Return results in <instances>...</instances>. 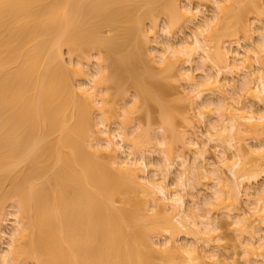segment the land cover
I'll list each match as a JSON object with an SVG mask.
<instances>
[{
	"label": "bare ground",
	"instance_id": "6f19581e",
	"mask_svg": "<svg viewBox=\"0 0 264 264\" xmlns=\"http://www.w3.org/2000/svg\"><path fill=\"white\" fill-rule=\"evenodd\" d=\"M199 1H213L214 14L194 23L193 42L180 41L179 48L171 39L163 47L156 42L160 48L149 56L160 74L178 73L187 84L191 110L201 121L207 118L201 122L204 132L193 130L188 139L178 135L193 155L189 162L174 154L177 126L162 99L168 87L150 67L139 74L144 61L137 41L155 40L143 24L151 22L154 31L160 15L168 21L167 36L178 20L193 24L201 4L195 11L180 8L179 0H0V217L10 202L14 219L1 264H153L156 254L163 264L175 255L176 264H218L222 246L211 234L219 228L214 218L219 211L230 217L226 225L236 231L245 263L264 264V187L255 194L245 189L264 177L263 0ZM247 20L260 25L262 40L241 53L227 45L242 28L245 34L255 28ZM128 46L139 52L131 49L116 59L118 49ZM94 51L98 69L72 83L71 72L88 75L81 63L73 66L72 56L89 58ZM193 62L200 64L201 82L184 69ZM124 71L138 96L113 133L108 84L122 90ZM153 103L160 108L163 128L157 143L163 158L150 176L143 148L153 138L143 129L123 127L141 104L151 110ZM94 114L100 122L93 124ZM189 123L185 120L192 127ZM94 125L103 131L95 135ZM178 160L171 186L166 181ZM210 178L207 211L199 210V193L191 194L186 209L181 190ZM1 219L0 228L7 221ZM152 235L166 240L155 243ZM181 236L192 239L182 244Z\"/></svg>",
	"mask_w": 264,
	"mask_h": 264
},
{
	"label": "rangeland",
	"instance_id": "374dc122",
	"mask_svg": "<svg viewBox=\"0 0 264 264\" xmlns=\"http://www.w3.org/2000/svg\"><path fill=\"white\" fill-rule=\"evenodd\" d=\"M204 1H206V0H204ZM210 2H213V1H210ZM210 2H209V4H207L206 2H202V1H199V0H193L192 2H190L189 0H179L178 3L180 4V8H184L186 6L187 7L189 6L190 8H192V7L195 8L194 9L195 11H196V8H199L197 6H199V4H201L200 8H199L198 16H197L198 19L195 22H192L193 24H191V25L190 24H186V23L181 22L182 20H178L180 23L178 21H177L178 24L175 22V24H177V25H176V27H174V30H172L173 31L172 32V36H167L168 34H166V32H167L166 30L168 28L167 27V22L168 21L166 20V17H164L165 15H163V16L160 15L157 18L156 22H155L156 24H155L154 31H152V29L150 27L151 22L148 23L149 21L148 22L145 21V24H143L144 25V29L143 30L146 31L148 36L151 35V33L155 34V36H154L155 40H154V38L153 39L151 38L149 41H143L142 39H138V41H137V45H138V48L140 50V55H141V53L143 54L140 57H142V59L144 61V63H143L144 65L142 64L143 66L141 65L142 67H139L138 71L140 73L139 72L138 73L139 74H141V73L145 74L146 73L145 72V67L146 66L150 67L149 69H151L150 71L153 72L152 74L155 75V77L156 76L159 77V80H157L158 79L157 77H156L157 78L156 80L158 82H160L161 84L163 83L164 86L166 85L168 87L169 91H167L168 93H166L165 96L162 99L164 101V104H166V107L168 106L170 108V110H168V111H170L169 115H171V118L175 120V123H174L175 127L177 126V128H175V129H177L178 132L175 130V134H174L175 140H172L174 146H175V141H177L175 148L173 147L174 154L175 155H180V154L184 155L186 158H188L187 159L188 161L190 160L189 162H192V159H193L192 156L193 155H191L192 153L189 152L187 149L183 148L182 143L180 145L179 142H182V141H181V139H180V137L178 135L180 134L185 139H188V136L193 134V130H194V132L201 133L202 130L205 128L204 123L206 122L205 120H207V118L204 121H201L202 117L199 116V113L197 111L194 112L193 110H191V107L189 105L188 100L186 99V94H185V93H188V90H186L187 89L186 88L187 84L185 83V81L181 77H179L177 75L178 73H176V71H174L172 73L169 72V74L165 73V75H163L161 73L163 75L162 76L160 74V71H159L160 69L158 70V66L156 67V65H155L156 63L155 64H154V62L152 63V61H151L149 56H153V55L155 56L154 53H156L158 51V48H160L161 45H164V44L166 45V43L169 42L168 41L169 39H171L169 43L175 44L174 46L177 45L176 48H179L181 46L180 41H182V44H184V41H187L186 43H189V44L192 43L193 42L192 30L194 29V23H195V25H196V23L200 24L204 20V18L205 19H211L212 15L214 14L213 13V9L211 7L212 3L210 4ZM262 4L264 5V0H263ZM194 13H196V12H194ZM252 15H251V17H253ZM251 17L248 16L249 19ZM262 18H264V17H262ZM262 18H261V20H262ZM250 20H247V21L249 22ZM252 20H254V18H252ZM250 22H252V21H250ZM253 22L250 23L249 25L253 24ZM245 23H247V22H245ZM261 23L263 24V28H264V19L261 21ZM247 25H248V23H247ZM245 26H246V24H245ZM253 26H254V24H253ZM254 27L255 28L251 27V29L253 28L252 31L250 29H249L250 31L248 30L249 32L246 31V34H245V30H246L245 27H244V29L242 28L240 30L241 34L239 33L240 35H238L239 38L238 37H237V39L236 38H232L230 40L231 42L233 41L232 43L230 42L232 45L229 44L227 46H230L231 49L238 50L241 53H246L248 51V49H249L251 44H253L254 46L257 45V44H260L259 42L262 40L261 39L262 36L259 33L260 25L257 22H255V26ZM249 28H250V26H249ZM156 42L158 44L160 43V46L158 48L156 47V44H155ZM179 43H180V45H179ZM131 44H133L134 47L137 46L133 42ZM161 47H163V46H161ZM131 49H133V47H131V46L130 47L128 46V48L120 47V49H118V51L116 52V56L115 55L114 56H115V58L118 55L119 56L121 55V57H122V55H124L125 53H127ZM155 49H156V52H155ZM135 50H136V52L137 51L139 52L138 49H135ZM65 53H67V52H65ZM95 53L96 52L94 51V53L91 54V56L89 58H87L85 56H82V55H77V56L74 55V56H72L71 59H73V61H74V63L72 61L73 66L76 67L78 65V63H81V67L83 68V71L85 72V74H88V73L91 74V75H92V73L94 74V70L98 69L97 68L98 67L97 66L98 56H96L97 54H95ZM130 53H131V51H130ZM112 55L113 54H111V56ZM80 56H82V57H80ZM104 56L107 57L105 53H104ZM133 56H134V54H133ZM180 56L181 55H179V57ZM64 58H65L66 63L68 65H70L69 63H70L71 60L69 59V55L64 54ZM116 59H118V57ZM143 61H141V62H143ZM196 63H198V64H196ZM253 64L256 65L255 62ZM199 65H200L199 62H195V63L193 62V65H191V67L186 65L184 67V69L187 72V74L188 73H190V74L193 73L192 75H194V77L197 78V79L195 78L196 81L198 80V82H201L204 79V77H203L204 75H203L202 69H200ZM137 68H138V66H137ZM187 70H189V72ZM89 74L88 75H84V76H80V75H77V74L71 72L70 76H71V79H72V83L76 84L79 81H84V79L87 78L89 76ZM122 77H123V79H122L123 80V84L120 86L122 90L117 91V88L114 87L115 84L114 85L112 84L113 82L108 84V88H109L108 94L110 95V97L108 99L109 102H108V105H107V109H108V114L107 115L110 118L109 119V121H110V130L113 133L115 131H117V129H120L119 127H121L123 125V121H125V117H126L125 113L127 112L128 109L131 108V106H133L132 105L133 100L136 99V97L138 96L137 92L134 90L135 88L131 86L132 84H130V86H129V84L127 82V80H129L128 79L129 78L128 73H125V71H124L122 73ZM126 77H128V78H126ZM144 77H146V75H144ZM122 80H119V81H122ZM236 82L238 84V83H240V80L237 79ZM238 85H237V87L240 88V86H238ZM238 90L240 91L241 89H238ZM153 96H154V98H159L160 97L157 93H153ZM197 103L201 104L200 101H197ZM158 107H159L158 105L153 103L152 107H151V110H150L149 108H146L143 104H141L140 108L138 110H136L135 113H131L130 114V112H129L130 118H128L129 120L127 119V122H126V124L124 125L123 128H126V130L129 131V132H136V131H138L139 128L141 129V130H139L141 132L142 129H143L144 131H148L150 133L149 134V138L150 137L153 138L152 140H151V138L149 140L155 141L156 143L159 142L160 141L159 139H161V137H160L161 136L160 134L162 132L161 128H163V126L161 125V122H160L161 114H160V111H159L160 108H158ZM171 111H172V113H171ZM129 114L127 115L128 117H129ZM172 114L174 115V118H173ZM124 115H125V117H124ZM123 118H124V120H123ZM184 119L185 120L188 119V121H190L189 124L192 127H187L186 125H188V124H185V120ZM94 122L95 123L96 122H100V119H99V117H96V114H94V116H93V124H94ZM201 122H204V123L201 124ZM101 128H102L101 125L97 126V127L94 125V128H93L94 134L97 135L96 134L97 130H99L100 132H101V130L103 131V128L102 129ZM192 128H194V129H192ZM144 131H143V133H147V132H144ZM203 132H204V130H203ZM137 133H139V132H137ZM147 137H148V135H147ZM177 139L178 140L180 139V140L178 141ZM146 140H148V139H145V141ZM157 140H159V141H157ZM145 141H144V144H145ZM146 142H148L149 144H148V146H146L147 143L145 144V146L143 148V151H146L145 152V157H146L148 165L150 166L148 168V170H149L148 172L150 173L149 175L151 176V174L153 172V176H154V173H155L154 171L158 170L157 169L158 166H156V164L159 165V161H161L160 159L163 158V153H162V149L163 148L158 143L154 144V142H152V144H150L149 141H146ZM253 145H255V144L254 143L251 144V146H253ZM208 146L212 150L209 149L208 147H206V150L209 149L210 150L209 153L214 152L213 151L214 150L213 149L214 143L210 142V144ZM209 155L210 154H207V156H209ZM156 162H158V163H156ZM151 164L153 166L154 165L155 166L152 167ZM179 164H180V161L179 160L176 161L175 166H174L176 169L174 168L173 170L172 169L170 170L171 174H170L169 178L166 181V183L168 185L172 186L173 182L176 183V180H175V178H176L175 176L176 175L175 174L177 172L176 170L180 169V168H178V167H180ZM155 167H156V169L154 170L153 168H155ZM226 169L227 168H224V167L222 168L221 167V170H224L223 172H225V174H227L229 176L230 174L228 173V171ZM210 181H211V183L214 182L212 178L203 179V181L200 182L202 184H200L199 186H197L196 183L192 182V183H190V185L192 184V186L187 187L184 190L183 189L181 190V191H183L181 193V196L184 197V202H185L184 204H186L185 205L186 209H188V207L190 205V202H191L190 199H192V198H190L191 194H193V193L194 194L195 193L198 194L199 193V200H200V205H201V206H199V208H200L199 210L202 209L200 212L207 211V206L205 205V199L210 197V193L212 192V190H211L212 186H210L208 184V183H210ZM250 184L251 185H246L245 189H250L251 188L252 193L255 194V191L257 192V190L259 191V189H263L262 187H264V177H261L260 179H258V182H254V183L251 182ZM193 188H195L194 192H192ZM191 189H192V191H191ZM248 191L251 192L250 190H248ZM190 192H192V193H190ZM208 192H209V194H208ZM246 199L247 198H246V196L244 194L242 196H240V202H241V204L243 206H245V204H246ZM10 206H12L10 202H8V204L6 203V205L4 206V210L1 211V217H2L1 220L4 221V219L5 220L7 219L6 223L2 222V224H1L2 228H0V237H2L0 239V249H2V250H0L1 253H2V251L8 250L7 246L10 244V243L9 244L7 243L9 241L8 239H10V236H8V234L10 232L8 230H11L9 228L11 227L10 225H13L12 222L14 220L11 216L9 217L10 213L13 212L12 208ZM116 206H120V203H117ZM219 212L218 213L217 212L214 213V218L218 222L217 226H219V228H218V230H216L214 233L211 234L212 236H215L218 239V240H216L214 242V244L216 243L215 244L216 246L217 245L222 246L221 248L219 247V249H218L219 256L217 255L215 260H217V261L220 260L218 262V264H246L245 263V259H247V258H246V255L244 254V252L242 251L243 249H242L241 245L239 244V240L237 239L238 237L236 235V231L230 225L229 226L226 225V223H228V222L230 224V221L228 220V218H230V217H226L223 214L221 215ZM221 213H223V212H221ZM216 227H214V228H216ZM262 228L264 229V227H262ZM152 236L156 237V238L154 237L152 241H154L155 243H158V244H161V243H163L166 240L165 236H159V235L158 236L157 235H152ZM191 239H192L191 237H187L186 238V237L181 236V239L179 238L178 241H180V243L182 242V244H183L184 241H186V242H187V240L191 241ZM181 240H183V241H181ZM174 257H175V259H173ZM176 257L177 256L175 255V256H173L171 258L172 262L170 264H176V263H178L180 261V259L178 257L177 258ZM217 257H218V259H217ZM153 259H154V263L152 262L153 264H163L162 261H161L162 259L159 258L157 254L154 255ZM23 262L24 263H22V264H31L32 263V262H29V261L27 263H26V261H23ZM201 264H210V263L207 262V263H201Z\"/></svg>",
	"mask_w": 264,
	"mask_h": 264
}]
</instances>
